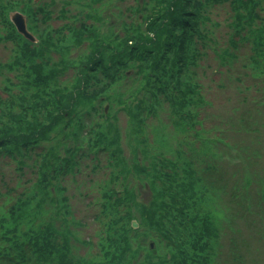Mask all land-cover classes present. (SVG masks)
Here are the masks:
<instances>
[{"label": "trees", "instance_id": "obj_1", "mask_svg": "<svg viewBox=\"0 0 264 264\" xmlns=\"http://www.w3.org/2000/svg\"><path fill=\"white\" fill-rule=\"evenodd\" d=\"M0 44V264H261L264 0H0ZM209 53L260 120L208 113Z\"/></svg>", "mask_w": 264, "mask_h": 264}, {"label": "rangeland", "instance_id": "obj_2", "mask_svg": "<svg viewBox=\"0 0 264 264\" xmlns=\"http://www.w3.org/2000/svg\"><path fill=\"white\" fill-rule=\"evenodd\" d=\"M228 10L227 4L217 6L212 13V18L218 21H221V25L219 27H212L216 30V34H219L220 36L224 37L226 31L228 30L226 24L223 22V18H226L228 16V13H226ZM8 45L5 44L4 46L0 44V58H3L5 55L9 53L8 51ZM204 66L208 67L206 68L205 76L201 75V71L205 70L204 66L201 69H199V75L202 78V81L205 83L206 86H210V90L206 92L207 98L212 101V104L210 107H208V113L211 111L215 115V121H219L221 119L224 123L228 120V118H231L233 120L234 126L239 127L240 123L238 119H241L242 117H245L248 119V113H246V110H249L250 113V120H260L261 114L258 112L254 111L251 109V104L250 103H241L238 100L237 93L234 88H227L224 85L223 86H218L220 83H228L227 78L224 76V74H218L217 72H214V69H217L218 63L215 59L212 58V55L209 53L208 57L204 60ZM231 120V121H232ZM120 124L124 125L125 124V117L124 115L120 114ZM228 126V124H226ZM228 140L233 143H238L241 144L242 140H244V135L243 134H236V133H231L230 136H228ZM224 166L226 168H231L232 165L226 160ZM237 166V163L235 164V167ZM234 167V169H235ZM104 175L101 173H96L95 178L101 179L103 178ZM232 185L234 186L233 179L229 178L227 182V188L229 193H234L235 190L232 188ZM86 191L88 190L87 187H84L82 189H79V191ZM137 191L139 192L140 199L141 201L147 200L148 195L146 191H144L141 188H137ZM225 200L229 199V196H225ZM236 202H241L240 200H235ZM236 209L239 207L237 205L234 206ZM85 215H88V209H86L84 206L79 208V213L77 214V217H85ZM87 218V224L88 229L86 230L89 233H92V230L95 226V224L89 220L88 216ZM248 219H255V225H257V217L255 215H250ZM237 225L239 228H241V233L239 236V240L241 241L242 239H245V237H248L249 234H251V238H249V243L251 249L254 247H259V252H256L255 250H251L248 253H245L246 255L249 256H254L256 258H259L261 260V264H264V243H259V241L256 239L255 231L250 232L245 230V225L242 224L240 221L237 220ZM242 226H243V232H242ZM223 251L225 254L228 253L227 251V246H228V241L224 240L223 241ZM248 263V262H247ZM235 264V263H233Z\"/></svg>", "mask_w": 264, "mask_h": 264}, {"label": "water", "instance_id": "obj_3", "mask_svg": "<svg viewBox=\"0 0 264 264\" xmlns=\"http://www.w3.org/2000/svg\"><path fill=\"white\" fill-rule=\"evenodd\" d=\"M12 21H13V23H14V25H15V27L19 33H21L22 35H24L28 39H32V36L26 30L23 18L19 14L15 13L12 16ZM132 225H133V227H135L136 223L133 222Z\"/></svg>", "mask_w": 264, "mask_h": 264}]
</instances>
